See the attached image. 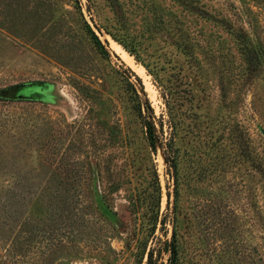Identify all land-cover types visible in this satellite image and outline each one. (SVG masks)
Masks as SVG:
<instances>
[{
    "label": "rangeland",
    "instance_id": "rangeland-1",
    "mask_svg": "<svg viewBox=\"0 0 264 264\" xmlns=\"http://www.w3.org/2000/svg\"><path fill=\"white\" fill-rule=\"evenodd\" d=\"M110 1L0 0V262L136 264L166 204L140 84L176 123L182 264H258L264 0Z\"/></svg>",
    "mask_w": 264,
    "mask_h": 264
},
{
    "label": "trees",
    "instance_id": "trees-1",
    "mask_svg": "<svg viewBox=\"0 0 264 264\" xmlns=\"http://www.w3.org/2000/svg\"><path fill=\"white\" fill-rule=\"evenodd\" d=\"M110 3L113 6L119 5V0H111ZM91 33V32H90ZM111 39L122 46L124 50L131 53L125 43L118 37L116 33L108 32ZM91 37L97 44V46L103 50L102 45L98 41L97 37L91 33ZM252 43L247 41L244 43V49L242 52L243 58L246 64L249 66L253 59H257L258 52L255 47H252ZM138 82L139 79L136 77ZM140 95L136 93L135 96L138 98L137 110L141 118V124L144 129L146 141L148 145L155 148L156 145L161 149L162 156L165 162V188H166V204L165 209L160 212L159 202L161 198V187L160 183H156V200L157 204L155 210H152L148 217V229L146 230L145 236L138 241L135 247V263L136 264H182L183 254L187 250V242L182 240L177 226L178 216V169H177V149H175L173 134L175 130L174 116L172 110L169 107V103H166L167 111L165 116L157 118L150 104L146 98L145 92L143 91L142 85L139 84ZM172 99V98H171ZM144 114L140 113L141 111ZM164 125H167L169 129L168 138L163 136ZM264 144V143H263ZM256 169L260 174L261 193L264 197V146L261 149L260 155L256 161ZM158 181V179H157ZM172 189L173 200L170 199ZM259 227L261 232V241L259 243V259L258 264H264V206L259 208L258 214ZM171 226V234L166 239V226ZM161 233L158 237L155 232ZM163 238V240L161 239ZM0 264H3L0 262Z\"/></svg>",
    "mask_w": 264,
    "mask_h": 264
},
{
    "label": "bare ground",
    "instance_id": "bare-ground-1",
    "mask_svg": "<svg viewBox=\"0 0 264 264\" xmlns=\"http://www.w3.org/2000/svg\"><path fill=\"white\" fill-rule=\"evenodd\" d=\"M121 50V49H120ZM122 58L125 60H128V64H130V65H132V66H134V64H133V61L131 60V57L130 56H128L127 55V53L125 52V51H122ZM136 65V64H135ZM137 68H139V67H137ZM140 72H142V71H140ZM144 74V73H143ZM145 76V75H144Z\"/></svg>",
    "mask_w": 264,
    "mask_h": 264
}]
</instances>
